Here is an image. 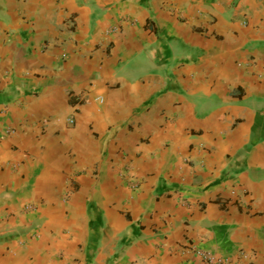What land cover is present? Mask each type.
Returning a JSON list of instances; mask_svg holds the SVG:
<instances>
[{
	"label": "crops",
	"instance_id": "1",
	"mask_svg": "<svg viewBox=\"0 0 264 264\" xmlns=\"http://www.w3.org/2000/svg\"><path fill=\"white\" fill-rule=\"evenodd\" d=\"M195 250L264 264V0H0V264Z\"/></svg>",
	"mask_w": 264,
	"mask_h": 264
},
{
	"label": "built area",
	"instance_id": "2",
	"mask_svg": "<svg viewBox=\"0 0 264 264\" xmlns=\"http://www.w3.org/2000/svg\"><path fill=\"white\" fill-rule=\"evenodd\" d=\"M71 123V121H69ZM200 259L206 264H224L225 261L222 259H214L212 255L206 251L195 250L194 252Z\"/></svg>",
	"mask_w": 264,
	"mask_h": 264
}]
</instances>
